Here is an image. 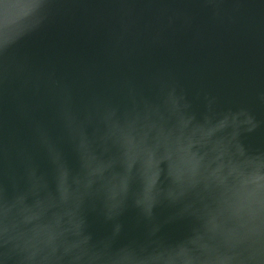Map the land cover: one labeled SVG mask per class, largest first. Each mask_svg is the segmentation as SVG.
Here are the masks:
<instances>
[{
    "label": "water",
    "instance_id": "95a60500",
    "mask_svg": "<svg viewBox=\"0 0 264 264\" xmlns=\"http://www.w3.org/2000/svg\"><path fill=\"white\" fill-rule=\"evenodd\" d=\"M97 196L115 264H264V0H0V230Z\"/></svg>",
    "mask_w": 264,
    "mask_h": 264
},
{
    "label": "clouds",
    "instance_id": "9594fccd",
    "mask_svg": "<svg viewBox=\"0 0 264 264\" xmlns=\"http://www.w3.org/2000/svg\"><path fill=\"white\" fill-rule=\"evenodd\" d=\"M26 27H21L19 31H24ZM3 36L7 42L8 32L5 31ZM178 99L184 100V97L180 96ZM184 105L189 106L187 101ZM134 210L138 223H142L139 210ZM91 214L101 218L105 224L112 221L106 215L105 201L102 196L91 200L86 199L80 209V215L83 218L82 234L87 237V243L83 247H69L66 241L77 239V237L68 234L59 237L51 244L36 241L32 238L31 226L22 222L19 213H13L3 221L5 227L0 230V256L3 257L5 264H115L124 251L133 253L137 261L155 252L150 244L138 239H130L126 243L117 245L114 239L109 240L107 236L95 238L88 224V217ZM123 227V220H121L119 229L115 230L114 235H120Z\"/></svg>",
    "mask_w": 264,
    "mask_h": 264
}]
</instances>
